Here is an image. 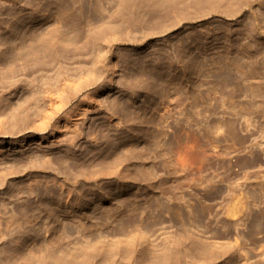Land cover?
I'll use <instances>...</instances> for the list:
<instances>
[{
    "label": "rangeland",
    "instance_id": "rangeland-1",
    "mask_svg": "<svg viewBox=\"0 0 264 264\" xmlns=\"http://www.w3.org/2000/svg\"><path fill=\"white\" fill-rule=\"evenodd\" d=\"M0 264H264V0H0Z\"/></svg>",
    "mask_w": 264,
    "mask_h": 264
},
{
    "label": "bare ground",
    "instance_id": "bare-ground-1",
    "mask_svg": "<svg viewBox=\"0 0 264 264\" xmlns=\"http://www.w3.org/2000/svg\"><path fill=\"white\" fill-rule=\"evenodd\" d=\"M48 114H52V113H48ZM52 115H53V114H52ZM46 116H47V115H46ZM47 117H48V116H47ZM41 125L44 126V124H42V123H41ZM45 126H46V122H45ZM74 126H75V124H74ZM47 127H48V126H47ZM47 127H46V128H47ZM70 127H71V126H70ZM72 127H73V126H72ZM69 130H70V129H69ZM72 130H73V129H72ZM69 132H70V131H69ZM72 132H75V130H73ZM67 133H68V132H67ZM78 133H80V132H78ZM65 134H66V133H65ZM65 134H64V135H65ZM68 134H70V133H68ZM75 134H76V133H75ZM75 134H74V135H75ZM72 135H73V134H72ZM74 135H73V137H75ZM68 137H69V136H68ZM70 137L73 138L72 136H70Z\"/></svg>",
    "mask_w": 264,
    "mask_h": 264
}]
</instances>
